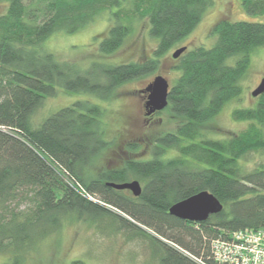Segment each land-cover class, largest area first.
Returning <instances> with one entry per match:
<instances>
[{
    "label": "trees",
    "instance_id": "16d2710c",
    "mask_svg": "<svg viewBox=\"0 0 264 264\" xmlns=\"http://www.w3.org/2000/svg\"><path fill=\"white\" fill-rule=\"evenodd\" d=\"M125 1L0 0L5 6L0 13V254L7 256L0 264H24L65 221L106 224L129 238L140 236L157 264H225L214 260L212 240L240 229H264V162L245 170L240 161L264 150V92L253 106L232 110L234 119L247 123L245 129L219 139L202 131L241 94L250 54L264 46L262 22L221 19L212 26L211 47L186 48L174 58L170 68L180 73L170 85L167 106L157 114L167 111L178 123L142 148L127 143V152L138 155L121 157L119 166L91 169L115 142L105 136L104 109L97 103L77 100L32 124L56 87L103 99L125 81L154 71L212 5V0H129L126 9ZM241 3L247 13L264 14V0ZM103 10L114 22L99 42L101 53L117 50L134 18L144 16L150 36L157 38L151 57L92 62L82 69L42 48L53 32L78 31ZM229 56H236L234 64L226 63ZM146 145L149 152L141 155ZM131 179L142 186L139 196L106 185ZM201 190L222 203L220 212L203 221L168 212L171 204Z\"/></svg>",
    "mask_w": 264,
    "mask_h": 264
},
{
    "label": "rangeland",
    "instance_id": "374dc122",
    "mask_svg": "<svg viewBox=\"0 0 264 264\" xmlns=\"http://www.w3.org/2000/svg\"><path fill=\"white\" fill-rule=\"evenodd\" d=\"M123 6L126 9L130 7V1L126 0ZM4 10L5 6L0 2V13ZM221 19L264 23V14L247 13L242 7L241 0H212V5L206 9L194 29L161 58L157 69L125 81L114 89L110 97L103 99L90 93L72 92L56 87L55 94L46 96L42 106L33 114L32 124L37 125V122L77 100H88L104 109L105 136L109 140L115 139L114 145L96 158L97 164L91 168L92 171L97 172L101 165L119 166L121 157H137L138 153L127 152L125 149L127 143L138 142L142 148L145 142L151 143L161 133L173 130L178 123V119L171 117L167 111L146 116L143 107L145 93L141 90L157 74L165 76L169 85L174 83L180 70L170 68L177 63L171 53L183 45L187 46L188 50L197 46L211 47L216 39V34L211 31L212 26ZM113 22L109 11L103 10L78 31L53 32L44 40L42 48L53 53L58 60L74 63L82 69L88 68L92 62L119 64L151 57L157 38L150 36L148 19L144 16L134 18L131 32L117 50L110 54L101 53L99 42L107 35V30ZM235 57L229 56L225 60L226 63L234 64ZM263 77L264 46L256 48L250 54L249 67L240 81L241 94L227 101L204 125L203 135L219 139L245 129L247 123L234 119L232 110L254 105L256 97L251 95V91ZM141 152H143L141 155L147 154L148 145ZM240 161L245 170H251L258 163L264 162V150L251 151ZM113 209L129 219L126 214L116 208ZM150 252L148 242L140 236L129 238L125 231H113L106 224L97 227L84 221H65L58 232L41 241L27 256L24 264H71L73 260H81L85 264H157ZM6 259V255L0 254V263Z\"/></svg>",
    "mask_w": 264,
    "mask_h": 264
},
{
    "label": "water",
    "instance_id": "95a60500",
    "mask_svg": "<svg viewBox=\"0 0 264 264\" xmlns=\"http://www.w3.org/2000/svg\"><path fill=\"white\" fill-rule=\"evenodd\" d=\"M186 46L177 47L171 54L173 58H177L186 50ZM169 82L162 74H157L153 79L141 90L145 93V101L143 104L144 114L149 116L154 112L161 111L168 104ZM264 92V77L259 84L251 91V95L256 97ZM107 186L115 189H128L133 196H139L142 186L137 179H131L124 182H106ZM222 203L208 190H201L184 199L178 200L170 205L168 212L180 219L190 221H203L209 215L221 211Z\"/></svg>",
    "mask_w": 264,
    "mask_h": 264
},
{
    "label": "built area",
    "instance_id": "2783aa9c",
    "mask_svg": "<svg viewBox=\"0 0 264 264\" xmlns=\"http://www.w3.org/2000/svg\"><path fill=\"white\" fill-rule=\"evenodd\" d=\"M215 261L225 264H264V229H240L227 239L211 242Z\"/></svg>",
    "mask_w": 264,
    "mask_h": 264
},
{
    "label": "flooded vegetation",
    "instance_id": "af4514ba",
    "mask_svg": "<svg viewBox=\"0 0 264 264\" xmlns=\"http://www.w3.org/2000/svg\"><path fill=\"white\" fill-rule=\"evenodd\" d=\"M157 112H159V111H157ZM157 112H154V113L151 114V115L157 114ZM151 115H149V116H151ZM149 116H148V117H149ZM123 190H125L127 193H131L130 190H128V189H123Z\"/></svg>",
    "mask_w": 264,
    "mask_h": 264
}]
</instances>
